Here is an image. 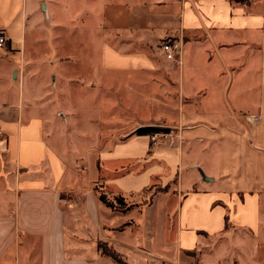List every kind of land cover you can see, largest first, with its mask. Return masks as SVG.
I'll return each instance as SVG.
<instances>
[{
	"label": "crops",
	"instance_id": "1",
	"mask_svg": "<svg viewBox=\"0 0 264 264\" xmlns=\"http://www.w3.org/2000/svg\"><path fill=\"white\" fill-rule=\"evenodd\" d=\"M34 6L0 0V264H220L225 245L206 248L230 229L264 237V0L93 10L83 32L97 35L100 75L88 81L116 98L107 117L119 132L88 152L98 169L89 179L74 134L56 122L51 135L45 79L25 71ZM168 38L182 40L178 60L162 49ZM57 64L48 71L61 76ZM143 126L170 130L137 134Z\"/></svg>",
	"mask_w": 264,
	"mask_h": 264
},
{
	"label": "rangeland",
	"instance_id": "2",
	"mask_svg": "<svg viewBox=\"0 0 264 264\" xmlns=\"http://www.w3.org/2000/svg\"><path fill=\"white\" fill-rule=\"evenodd\" d=\"M64 1L34 0L35 6L30 14L29 22L38 30L34 40H32L33 35L28 34L31 45L27 51L28 62L25 71L35 75L34 77L45 79L46 96L43 100L48 104L44 111L50 112L49 116H52L51 135L56 132V122L64 123L66 133H69L68 138L70 133L74 134L76 140L71 139L69 143L75 144V154L77 153L76 157L80 160V169L84 172L88 171L83 176L89 179L97 175L98 169L88 152L94 153L93 150L106 147L110 133L119 132L112 128L118 127L119 124L114 122V118L107 117L108 111H111L112 114L109 115L114 117L112 108L116 98L106 97L104 92L98 89V82L88 81L99 78L100 72L93 63L100 57L101 51L97 49V35L89 31L83 32V29L89 23L97 22L98 14L94 11L102 13L105 6L111 7L112 5L130 6L136 0H69L68 3ZM70 26L74 28L70 29ZM164 41L162 40L161 44ZM55 61L57 65L67 67L64 68L61 76L55 70L48 71L49 65ZM67 84L70 85L67 98L63 92L56 94L58 87L61 89ZM100 109L107 111L103 114V120L97 117ZM91 110L96 114L90 115ZM136 115L140 117V114ZM116 116L119 118L118 115ZM121 116L128 119L130 114L125 113ZM69 119L74 120L71 125L68 124ZM111 120L113 122H110ZM99 135L101 143L97 146L94 144L98 143ZM158 135H163V133H158ZM88 182L86 179L82 180L80 186H85ZM151 192L146 191L147 197ZM211 244L206 250L223 244L226 247V256L220 264H264V237L259 238L240 229H230V234L217 237ZM212 249L215 251V248Z\"/></svg>",
	"mask_w": 264,
	"mask_h": 264
},
{
	"label": "trees",
	"instance_id": "3",
	"mask_svg": "<svg viewBox=\"0 0 264 264\" xmlns=\"http://www.w3.org/2000/svg\"><path fill=\"white\" fill-rule=\"evenodd\" d=\"M242 3H248L250 0H237ZM170 129L167 127H162V126H143L140 127L136 130V133L139 135H154L155 133H161V132H168ZM100 198L106 202L110 206H114V203L109 201L105 195H100ZM117 202L120 204H124L123 198H118ZM99 249L104 253L107 254L114 259H118L119 253L112 247L110 246L107 242L100 241L98 243Z\"/></svg>",
	"mask_w": 264,
	"mask_h": 264
},
{
	"label": "built area",
	"instance_id": "4",
	"mask_svg": "<svg viewBox=\"0 0 264 264\" xmlns=\"http://www.w3.org/2000/svg\"><path fill=\"white\" fill-rule=\"evenodd\" d=\"M7 41V36L5 33L0 32V47H4ZM162 49L166 53L167 58L178 60V56L181 54L182 50V40L177 38H168L162 44ZM2 130L0 129V135ZM158 133L153 136L157 137Z\"/></svg>",
	"mask_w": 264,
	"mask_h": 264
},
{
	"label": "water",
	"instance_id": "5",
	"mask_svg": "<svg viewBox=\"0 0 264 264\" xmlns=\"http://www.w3.org/2000/svg\"><path fill=\"white\" fill-rule=\"evenodd\" d=\"M125 264H127V263H125Z\"/></svg>",
	"mask_w": 264,
	"mask_h": 264
}]
</instances>
